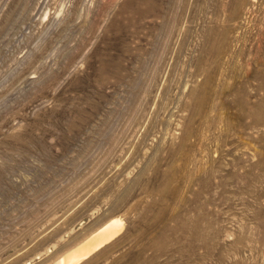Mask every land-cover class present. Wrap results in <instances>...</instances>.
Returning a JSON list of instances; mask_svg holds the SVG:
<instances>
[{"label": "rangeland", "instance_id": "374dc122", "mask_svg": "<svg viewBox=\"0 0 264 264\" xmlns=\"http://www.w3.org/2000/svg\"><path fill=\"white\" fill-rule=\"evenodd\" d=\"M264 264V0H0V264Z\"/></svg>", "mask_w": 264, "mask_h": 264}, {"label": "bare ground", "instance_id": "6f19581e", "mask_svg": "<svg viewBox=\"0 0 264 264\" xmlns=\"http://www.w3.org/2000/svg\"><path fill=\"white\" fill-rule=\"evenodd\" d=\"M124 225L122 218L109 219L81 243L57 258L54 264H79L99 248L117 238L123 232Z\"/></svg>", "mask_w": 264, "mask_h": 264}]
</instances>
